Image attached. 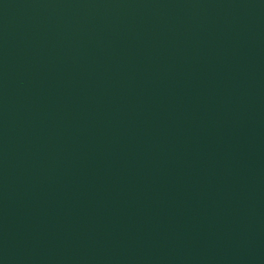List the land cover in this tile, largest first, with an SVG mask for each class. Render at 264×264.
Returning <instances> with one entry per match:
<instances>
[{
  "label": "water",
  "instance_id": "obj_1",
  "mask_svg": "<svg viewBox=\"0 0 264 264\" xmlns=\"http://www.w3.org/2000/svg\"><path fill=\"white\" fill-rule=\"evenodd\" d=\"M0 264H264V0H0Z\"/></svg>",
  "mask_w": 264,
  "mask_h": 264
}]
</instances>
